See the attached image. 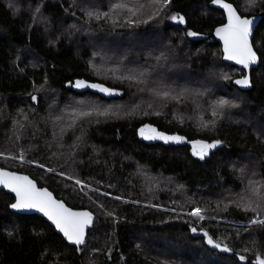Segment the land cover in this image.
I'll return each instance as SVG.
<instances>
[{"label": "trees", "instance_id": "obj_1", "mask_svg": "<svg viewBox=\"0 0 264 264\" xmlns=\"http://www.w3.org/2000/svg\"><path fill=\"white\" fill-rule=\"evenodd\" d=\"M15 1L0 0V151L12 156L23 150L27 160L66 175L11 158H0V166L28 173L69 206L88 208L93 223L78 250L40 215L11 211L8 204L13 197L1 189L0 264H256L255 255L264 257V225L248 223L264 215L252 210L257 203L247 196L240 201L250 180L264 184V0L255 5L249 0H228L240 14L260 15L251 37L259 61L251 68L247 89L232 83L243 70L221 59L211 29L223 20V13L209 0H170L160 15L133 28L87 21V11L107 12L119 0ZM152 12L149 8L138 18L147 19ZM173 15L183 16L185 23L171 20ZM113 19L125 23L122 11L119 16L113 13ZM187 31L201 36H189ZM114 45L118 54L112 53ZM125 46L131 51L125 53ZM160 51L169 54L171 80L191 89H198L200 81L209 79L212 84V80L219 84L212 95L234 96L232 102L238 107H225L216 123L205 128L201 125L213 119L212 108L202 110L199 117L195 114L197 105H206L203 97L185 106L169 104L161 109L157 105L147 115L138 111L101 118L99 123L83 124V132L77 128L62 140L56 138L54 134L65 124L54 123V118L74 101L120 105L122 112L130 111L139 98L126 81L113 78L122 71L115 61L125 57L124 65L134 68L143 65L149 53ZM94 52L99 55L94 57ZM177 67L188 78L175 71ZM81 79L125 94L108 97L94 89L68 86L69 81ZM149 102L143 98L144 110ZM17 120L23 128L14 127ZM144 124L186 139L180 143L145 140L136 130ZM78 136L81 139L76 141ZM195 139L222 143L200 159L189 142ZM69 175L89 187L81 191L67 179ZM236 202L251 203V208L237 207ZM196 206L205 209L204 220L187 215ZM204 231L231 251L207 244Z\"/></svg>", "mask_w": 264, "mask_h": 264}, {"label": "snow or ice", "instance_id": "obj_2", "mask_svg": "<svg viewBox=\"0 0 264 264\" xmlns=\"http://www.w3.org/2000/svg\"><path fill=\"white\" fill-rule=\"evenodd\" d=\"M257 0H249L251 5H255ZM43 3V0H42ZM42 3L35 9L36 13H40ZM170 0H147V2H141V0H119L117 3H113L110 6L109 11H87L85 13L87 21L91 20L104 21L106 23H111L113 28L116 26L124 27L125 25L129 28H133L138 24H147L152 21L155 16L160 15L161 9L166 8ZM213 3H220V0H213ZM223 7L227 9L228 23L222 28L216 30V35L219 36L224 42V53L228 60H235L238 64L243 65L248 68L250 64H254L257 61L256 52L249 43V35L251 32L252 20L247 18H241L237 15L236 11L233 9L231 4L224 3ZM153 9V12L147 14V19H139L138 17L146 12L147 9ZM67 11V9H65ZM124 13L125 23L120 24L118 19H113V13L119 16L120 12ZM74 14V13H73ZM36 17L34 16V21ZM171 20L178 23H185L183 16L173 15L170 17ZM72 27H76L73 25ZM189 36H195L196 33L189 31L187 33ZM99 55L94 52L93 56ZM125 57L120 58L115 61L119 68H122L121 74L119 76H114L113 78L120 80L122 83L127 82L129 88H134L133 96L139 98V102L133 101L130 111L122 112V106L117 105L115 108L113 106H104L94 101L79 100L74 101L72 105L66 106L63 110L62 115L56 116L54 118V123H64V127H60L59 131L55 133L57 139L62 140L64 135L69 131H74L77 128H81L83 132L82 125L85 123H99L101 118L108 119L111 117H118L119 115H135L138 111H144V114H150V111L157 105L162 109L167 107L169 104L185 106L190 103L198 102L200 98L205 96V91L198 89H191L187 86L178 85L175 81L171 80L169 75L171 69L169 67L170 57L165 51H160L158 54L149 53L147 61L143 65H137L134 68H127L124 65ZM90 65L92 64L89 61ZM126 73V74H125ZM225 79L228 77L225 75ZM237 85H242L247 87L250 84V80L247 76L242 79H237L235 81ZM69 87L76 89H94L99 93H103L108 97L112 96H123L125 93L116 87H106L101 83H86L83 80H76L75 82H68ZM43 87V85L41 86ZM147 97L150 102L147 103L146 109L142 108L143 98ZM32 101H37V96L33 95L31 97ZM225 107H238L237 104L226 100L219 99L214 101L212 105V116L213 119L209 121H204L202 127H209L216 123V117ZM23 110H21L22 112ZM157 115L160 112H156ZM65 117L69 119L65 122ZM27 120V116L24 117ZM14 127L23 128L19 120L14 121ZM138 134L145 140H162L167 142H184L185 137L179 135H166L163 132L157 131L155 127L150 124H144L138 129ZM20 136H16L18 141ZM81 137H76V141H79ZM193 146V155L198 156L200 159H204L208 155L209 149L216 148L222 141H214L211 143L204 141H189ZM62 146V145H61ZM0 158H11L19 160L21 162H26L30 164H35L37 167L44 169L46 172L53 173L59 176H65L66 174L61 171L57 172L55 168L47 167L45 164L40 163L36 160H27L23 150L17 152V154L9 156L6 151H0ZM241 174L244 173V169L239 170ZM67 179L74 180L75 185L80 187L83 191L88 188L89 185L85 184L79 178L74 176H67ZM0 185L5 188H10L12 192L15 193L16 201L11 204L12 209L23 210V209H36L43 213L49 221H51L56 229L63 234L68 242L73 243L78 246L85 244V230L93 223V214L89 211H73L71 208L65 206V204L53 197V194L46 188H38L36 183L29 179L28 176L18 175L15 172L7 171L0 168ZM180 185L179 188H183ZM99 191V189H96ZM104 195H109L105 193ZM248 197L249 201H255L257 203V208H253V211L259 210V213L264 215V184L258 181L250 180L248 186L245 189V194L240 197V201ZM117 200H121L122 197H115ZM129 202V201H124ZM132 203H138V201H131ZM152 207H159L158 205H151ZM237 207H245V210L251 208V203L247 205H242L240 202H236ZM103 205H101V208ZM219 208V203L217 204ZM170 211H175V209H169ZM223 210H227V205H225ZM204 211L201 207H193L191 211L187 213L188 216L194 217L197 220H204ZM106 215L112 216V212H106ZM249 226L251 225H264V218H259V216L249 220ZM192 232H196L197 228H191ZM201 231H203L201 229ZM206 237V242L215 248L222 249L223 251H231L227 245H223L221 242L214 240L209 236L207 231L203 232ZM11 235V233H9ZM139 247V245H137ZM241 260H244V256H240ZM161 264H168L167 261H161ZM256 264H264V258L257 256Z\"/></svg>", "mask_w": 264, "mask_h": 264}, {"label": "water", "instance_id": "obj_3", "mask_svg": "<svg viewBox=\"0 0 264 264\" xmlns=\"http://www.w3.org/2000/svg\"><path fill=\"white\" fill-rule=\"evenodd\" d=\"M224 3L231 4L232 7H233V9L236 11L237 15H239L241 18H247V19H251V20H252V24H251V26H250V27H251V32H250V35H249V43L251 44L252 47H253V45H252V42H251V37H252L253 31H254L255 25H256V23H257L258 20H259L260 15L257 14V13L248 14V15L240 14V13L237 11V9L235 8V6L233 5V3H231V2L228 1V0H220V3H213V0H209V1H208V4H209L210 6H212V7H216V8H219V9L222 11V13H223V20H222L221 22L215 24V25L212 27V29H211V34H212V36H213L214 39L219 43V46H220V52H221V59H222L223 61H225V62H228V63L234 64V65H236L237 67H240V68L243 70L242 74H239V75L235 76V77L232 79V83H233L235 86H237L238 88H240V89H247V88L250 87L251 83H250L247 87H245V86H242V85H237V84L235 83V81H236L237 79H242L244 76H247V77L249 78V80H250V71H251V68H254V67H256V66L258 65L259 56H258V53L256 52V50H255L254 47H253V50L256 52V55H257V61H256V63H254V64H250L248 68H245L243 65L238 64L235 60H228V59L226 58L225 53H224V50H223V49H224V42H223V40H222L219 36L216 35V30H217L218 28H222L224 25H226V24L228 23L227 9H225V8L223 7V4H224ZM182 24H183V23H182ZM81 80H82V79H81ZM83 81H85V80H83ZM85 82H86V81H85ZM72 88H73V87H72ZM140 127H142V125L137 126V128H136L137 132H138V129H139ZM159 132H160V131H159ZM0 168H2V169H4V170H7V171L15 172V173H17L18 175H25V176H28L29 179L33 180V181L36 183L35 179H33V178H32L28 173H26V172L18 171V170H15V169H10V168L3 167V166H0ZM36 185H37V183H36ZM37 187H38V188H46V189H48V188H47L46 186H44V185H37ZM1 189L4 190L5 192L10 193V194L12 195V197H13V198H12V201L8 204V208H9L11 211H14V212H17V213H35V214H37V215H40L41 217H43V218H44V219H45V220H46V221H47V222H48V223L54 228V230H55L57 233H59V234L62 236V238H63L68 244L73 245L74 247H76V248L78 249V246H77V245H75V244L70 243V242L67 241V239L63 236V234H62L61 232H59L58 229H56L55 225H54L51 221H49L48 218H47L43 213L39 212V211L36 210V209H23V210L12 209V208L10 207V205L13 204V203H15V201H16L15 193L12 192L10 188H5L3 185H0V190H1ZM48 191H50V192L53 194V192H52L50 189H48ZM53 197H54L55 199H57V200L62 201V202L65 204L66 207L71 208L73 211H89V212H91V210H89V209L86 208V207H72V206H69V205H67L62 199L56 197L54 194H53ZM91 213H92V212H91ZM92 214H93V213H92ZM89 227H90V226H89ZM89 227H88V228H89ZM88 228H86V230H85V235H86V233H87ZM240 256H241L240 254H237V257H238L239 259H240ZM252 261L254 262L255 260H252Z\"/></svg>", "mask_w": 264, "mask_h": 264}, {"label": "rangeland", "instance_id": "obj_4", "mask_svg": "<svg viewBox=\"0 0 264 264\" xmlns=\"http://www.w3.org/2000/svg\"><path fill=\"white\" fill-rule=\"evenodd\" d=\"M15 0H14V3L13 4H15ZM71 29H72V32H74V34H75V36L77 35V28L76 29H74L73 27H71ZM81 31V30H80ZM187 32H189V31H187ZM191 32H193V31H191ZM80 33V32H79ZM193 33H196V32H193ZM195 36H201V34H199V33H196V35ZM86 39H89V38H86ZM101 45L104 47L105 46V43L104 42H102L101 43ZM115 49V50H114ZM125 49L127 50L125 53H127V52H130L131 51V47H127V46H125ZM113 54H118V47H117V45H114L113 46ZM124 53V54H125ZM87 59V58H86ZM87 61H88V59H87ZM95 67V66H94ZM175 71H180L179 70V67H177V69L175 70ZM236 71H237V69H236ZM178 73H180V74H182L183 76H185L186 78H188V76H187V72H178ZM211 74V73H210ZM242 74V73H241ZM211 75H213V74H211ZM221 75H225V73H221ZM202 79V78H201ZM210 79H213V78H210ZM211 81V83L212 84H210L209 83V79L207 80V79H205L204 81H200V86L198 87V90H201V91H205V100H206V105L205 106H202V105H197V109H196V111H195V114L199 117L200 116V114H201V111L202 110H204L205 108H212V105H213V103H214V101H216V100H219V99H226V100H229V101H233V99H234V96H229V95H227V96H223V95H219V96H217V95H212V93H211V91L213 90V88L214 87H219V84L218 83H214L212 80H210ZM226 108H224L223 110H225ZM222 110V111H223ZM204 141V142H208V143H211V142H214V141H216V140H214V141H205V140H203V139H195L194 141ZM192 149H193V146H192ZM210 150V149H209ZM257 256H260V255H255V262H257ZM261 258H264V257H262V256H260Z\"/></svg>", "mask_w": 264, "mask_h": 264}]
</instances>
